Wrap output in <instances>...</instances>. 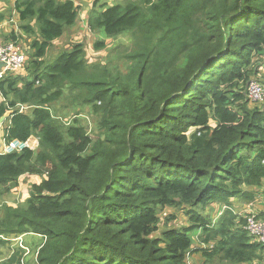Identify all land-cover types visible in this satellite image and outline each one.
<instances>
[{"label":"trees","instance_id":"16d2710c","mask_svg":"<svg viewBox=\"0 0 264 264\" xmlns=\"http://www.w3.org/2000/svg\"><path fill=\"white\" fill-rule=\"evenodd\" d=\"M100 7L86 19L92 31L131 32L123 67L87 61L78 42L46 60L77 22L73 0L13 4L20 32L33 38L24 72L0 79L4 140L35 136L38 145L0 153V244L39 235L35 264H192L193 252L201 264H264V245L246 229L252 213H238L260 196L264 218V102L246 88L264 85L254 62L264 56V0ZM65 95L97 115V134L56 114ZM24 176L28 197L7 203ZM22 253L1 264H21Z\"/></svg>","mask_w":264,"mask_h":264},{"label":"rangeland","instance_id":"374dc122","mask_svg":"<svg viewBox=\"0 0 264 264\" xmlns=\"http://www.w3.org/2000/svg\"><path fill=\"white\" fill-rule=\"evenodd\" d=\"M75 4L78 7V19L74 26L70 28H66L64 31V34L55 40L52 44V47L49 49L46 60L51 61L55 59V57L64 49L71 48V45H73L75 42L82 43L84 45L85 50V58L89 62L92 61H100V62H108V60H113L117 62L119 65H124V62L126 63V57L125 53L128 52L131 48V45L133 46V38L131 35V32H125L115 38H107L102 32L100 31H92L86 23V19L92 15L93 12H98L101 10L100 4L106 3L107 5H112L116 3H125L126 0H96L95 6L92 7V3L95 0H91L88 4H84V0H73ZM11 23H9V26H11ZM19 31L18 27V21H17V32ZM26 36V35H25ZM2 37V35H0ZM28 37V36H27ZM33 36L29 37V41L22 38L21 40L25 45H29V42ZM20 41V40H18ZM96 42L103 43L104 47H101L100 49H97L94 47V44ZM30 50V48L27 50V52ZM120 52V56L122 58L117 57L116 52ZM254 62L256 64V68L258 70L256 77L260 81L264 80V56L255 57ZM23 67L20 68L19 71L24 72ZM123 69V68H122ZM264 83V82H263ZM264 86V85H263ZM264 88V87H263ZM260 100V99H259ZM257 102V101H256ZM261 102H264V95L261 99ZM54 108L56 110V114L63 118L64 120H67L69 118H73V116L78 118V123L84 127V129L88 133L97 134L98 131L96 130V121H97V115L93 114L91 111V108L87 105L80 106L76 105V103H72V101L65 95V98L59 99L57 102L53 103ZM6 120V119H5ZM3 121L2 127L6 126L7 122ZM0 124V125H1ZM215 123L211 120L210 125L213 126ZM32 141L37 140L35 136H32ZM38 145V140L35 148ZM34 148V149H35ZM39 180V178H37ZM27 183H29L28 178L21 177L20 181L18 183V186L11 190V192L3 197V199L7 203L11 204H18L21 203L24 199L28 197L27 193ZM260 196H257L256 200L250 203H245L240 205L238 207V213L243 215V213H252L256 217L255 220L257 221H263L264 218H258L257 214L258 211H261L262 209L258 207L260 203ZM1 204V202H0ZM218 205H210L208 208V212L210 215H213L214 212L217 210ZM244 206V207H243ZM1 208V206H0ZM172 209L167 210L166 212H171ZM177 212V214L180 216L179 222H185V217L182 219V213L178 212V210H174ZM173 211V212H174ZM262 217V216H260ZM199 234V231H194L192 233V238H198L197 235ZM22 238H26V244L24 243L25 247H27V253H25V250H23V253L20 257L21 264H35L34 261L36 259V255L39 249V245L42 242V237H39V235H31L26 234ZM18 240L15 241V239H11L10 241L5 242L4 244L0 245V264L3 260H5L8 256V254L12 255L15 250L21 249L19 245ZM22 243V242H21ZM194 243H198L197 240L194 241ZM188 261L192 264H201L203 262V257L200 253L193 252L188 255ZM213 264H218L217 261H214Z\"/></svg>","mask_w":264,"mask_h":264},{"label":"built area","instance_id":"2783aa9c","mask_svg":"<svg viewBox=\"0 0 264 264\" xmlns=\"http://www.w3.org/2000/svg\"><path fill=\"white\" fill-rule=\"evenodd\" d=\"M0 62L4 64L0 67V79H2L7 72H14L21 68L25 62V53L21 52L12 41H4L0 39ZM246 88L249 100L252 102L261 101L264 95V88L260 82L251 80L248 82ZM32 140V138H29L24 142L18 140H10L7 142L3 139L0 153L19 152L26 147L34 149L37 144V140ZM255 219L256 217L254 214H251L248 218L246 229L249 234L255 237L261 245H264V220L257 221ZM16 240L19 241V243H17L19 247L27 253V247L23 246L21 243V236L17 237L15 241Z\"/></svg>","mask_w":264,"mask_h":264},{"label":"crops","instance_id":"0c3cea01","mask_svg":"<svg viewBox=\"0 0 264 264\" xmlns=\"http://www.w3.org/2000/svg\"><path fill=\"white\" fill-rule=\"evenodd\" d=\"M91 0H84V4H88ZM15 0H0V35L3 34H9L10 32H15L17 35L21 34V37L16 39L14 43H16V46L18 45V49L25 53L27 51V45L23 43L21 40L22 38L29 41V37L25 36L20 32V30L17 32V21L18 16L16 11L13 8ZM11 23V26H9V23ZM20 40V41H18ZM4 127H2V124L0 125V149L2 146V141L4 139ZM33 139V138H32ZM24 236V235H23ZM22 236V237H23ZM37 236V235H36ZM2 245V244H0ZM10 257V254H8L7 258Z\"/></svg>","mask_w":264,"mask_h":264},{"label":"water","instance_id":"95a60500","mask_svg":"<svg viewBox=\"0 0 264 264\" xmlns=\"http://www.w3.org/2000/svg\"><path fill=\"white\" fill-rule=\"evenodd\" d=\"M4 64L0 62V67ZM10 115V110L6 111L2 116H0V124Z\"/></svg>","mask_w":264,"mask_h":264}]
</instances>
